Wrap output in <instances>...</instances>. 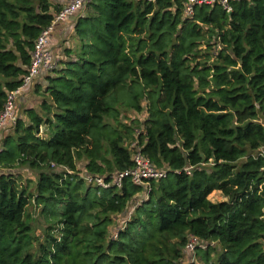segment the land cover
Returning a JSON list of instances; mask_svg holds the SVG:
<instances>
[{"label": "trees", "instance_id": "obj_1", "mask_svg": "<svg viewBox=\"0 0 264 264\" xmlns=\"http://www.w3.org/2000/svg\"><path fill=\"white\" fill-rule=\"evenodd\" d=\"M187 4L91 0L77 15L76 49L2 138L0 264H264V0L194 4L186 17ZM61 8L0 0V113ZM137 149L165 178L83 180L110 182ZM18 168L34 172L33 193ZM189 237L205 248L183 263Z\"/></svg>", "mask_w": 264, "mask_h": 264}, {"label": "built area", "instance_id": "obj_2", "mask_svg": "<svg viewBox=\"0 0 264 264\" xmlns=\"http://www.w3.org/2000/svg\"><path fill=\"white\" fill-rule=\"evenodd\" d=\"M90 1L91 0H68L53 18L50 26L43 30L36 39L33 51L31 53V61L27 69V74L24 76L20 87L7 94L4 108L0 113V137L1 133L6 129V127H9L16 122L15 102L18 95L26 90L32 83H34V81L40 76L41 71L49 73L56 66V61L53 59V56L49 51L48 43L53 29L59 23L72 20ZM213 1L215 0H188V4L184 8V16L188 17L192 15V6L194 4H210ZM217 1L227 12L231 10L229 7L230 0ZM259 155L264 156V149L260 151ZM132 162L133 167L131 169L114 175L110 182H106L103 178L89 175H83L82 178L86 184L105 190L109 188H121L125 179H128L136 186L148 188L149 182L157 181L159 179L165 178L166 176L164 172L156 170L149 160L143 157L139 149H137L133 155ZM200 248L204 249L205 247L198 241V239L189 237L187 244L183 249V254L192 253L193 255L196 249Z\"/></svg>", "mask_w": 264, "mask_h": 264}, {"label": "rangeland", "instance_id": "obj_3", "mask_svg": "<svg viewBox=\"0 0 264 264\" xmlns=\"http://www.w3.org/2000/svg\"><path fill=\"white\" fill-rule=\"evenodd\" d=\"M67 1H66V3H67ZM86 12L87 11H84V12H81L79 14L84 16L86 14ZM77 15L73 18L72 23H75ZM74 34L75 33H74L73 29L66 30L64 35H63V37H62L61 42L57 45V47H52V45L49 46V51L51 52V54L52 55H54V54L63 55V50H65L66 48H68V49H70V48L76 49L78 42H77V38H76V36ZM0 82H4V78L0 77ZM37 102H38V104H36V107L41 102V99H40V101L38 100ZM33 105H34V103H33ZM141 119H142V117H141ZM42 131H44L43 128H42ZM41 134H42V136H45L44 133H41ZM4 171L8 172L10 170H4ZM11 171L13 173L19 175L18 183L21 184L22 187H26L27 190L32 192V193L34 192L35 182H36V176H35L34 172H32V171H30L28 169H24V168L12 169ZM58 171H61V170H58ZM142 198L140 197L139 200L141 201ZM208 199L211 202H213V203L225 200L219 192L211 193L208 196ZM143 200H144V198H143ZM27 211H28V214L30 215V217L32 219L31 226H32V229L34 231L35 236L41 237L42 234H43V230H44V228H46L47 225L44 223L43 217L40 216V208H36L32 204V205H30L28 207ZM132 211H133V208H132L131 211H129V213L127 215V218H129L131 216ZM181 261L183 263L193 262L194 261V256L192 255V253L183 254V257H182Z\"/></svg>", "mask_w": 264, "mask_h": 264}, {"label": "crops", "instance_id": "obj_4", "mask_svg": "<svg viewBox=\"0 0 264 264\" xmlns=\"http://www.w3.org/2000/svg\"><path fill=\"white\" fill-rule=\"evenodd\" d=\"M54 4L63 7L66 3L67 0H51ZM73 19L70 21H65L63 23H59L55 26L53 29V32L51 33L49 37V46L52 45V47H57V45L61 42L62 37L65 33L66 30H71L73 29L74 23H72ZM53 59L57 62L58 60L62 59V55H52ZM47 73L45 71H41L40 76L32 83L26 90H24L22 93H20L16 99L15 102V115L16 117H23L22 112L25 109H30V108H36V104H38V100L40 99L36 96L35 90L37 89V86H41L43 84V76L46 75ZM40 83V84H39ZM34 103V105H33ZM40 104V103H39ZM8 132V127L1 133L0 137V146L2 142V138L5 135V133Z\"/></svg>", "mask_w": 264, "mask_h": 264}]
</instances>
